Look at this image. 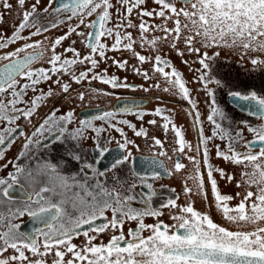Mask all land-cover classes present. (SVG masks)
<instances>
[{"label":"snow or ice","instance_id":"1","mask_svg":"<svg viewBox=\"0 0 264 264\" xmlns=\"http://www.w3.org/2000/svg\"><path fill=\"white\" fill-rule=\"evenodd\" d=\"M26 3L27 0H16L21 19L10 35H0V49L21 39L29 40L58 29L73 19L78 23L54 39L47 69L31 67L34 61L42 58V52L34 51L20 57L27 49H39L40 41L25 43L15 51L0 55V61H7L0 66V146L14 142L10 138L18 132L24 142L16 159L27 158L29 161L25 165L14 163L13 170L0 178V264H264V95L256 90H233L224 75L227 69L218 64L221 52L213 51L230 50L236 55L237 63L247 59L254 70L264 71V0H151L155 7H148L149 0H115V3L113 0H33L28 7ZM2 7L13 10L9 0H2ZM111 10H116L119 22L109 27L114 15ZM134 10L139 24L130 18ZM42 16L48 20L47 24L41 22ZM62 16L66 19H61ZM93 16L95 19L88 20ZM146 17L162 23L149 24ZM81 26L88 31H77ZM26 29H33L28 37L21 35ZM127 29H138V40H134ZM150 32H160L161 35L148 39ZM73 33L84 37L82 42L88 51L81 56L77 49L69 47L64 53L71 52L72 58H62L64 54H57L55 50ZM108 39L113 40L110 46L102 42ZM136 43L141 48L148 46L152 53H159L163 46H167L178 56L183 57L186 51L197 57L194 62L199 67L194 70L197 73L194 82L201 85L211 98L206 120L213 126L210 134L205 135L199 113L194 116L200 126L202 154L197 149L196 155H187L185 150L191 145L186 143L183 132L172 124L170 117L163 115V109L157 108L154 115L163 119L165 131L172 125L177 146L175 154L184 155L193 166L192 174L185 177L183 194L189 196L195 192L203 195L210 186L212 201L209 206L214 205L229 227L214 222L210 214L197 211L191 203L181 206L177 202L179 196L168 197L154 208L153 199L157 192L147 182V177L137 173H133L136 179L129 183L109 186L100 180L99 177L105 174L98 173L93 165L84 162L78 148L81 141L90 138L88 133L91 132L95 134L94 144L99 155L105 156L109 152L106 144L111 143L112 138L102 145L100 137L112 129L123 137L116 141V151H127L132 141L124 137L116 124L133 126L127 120H116L112 111L91 119H79L77 127L70 130L69 126L78 119L74 111L57 115L59 110H56L38 125H33L30 134L18 131L17 122L23 119L31 123L40 102L53 94L50 89L47 93L28 96V91L35 93L37 85L42 82L51 80L63 93L70 92L71 83L88 81L91 84L93 80L113 88L132 87L115 76L108 77L107 69L97 71L100 63L108 59L107 51L126 50L140 64L151 63V73L167 85L163 90L178 95L195 107L182 73L159 54L149 61L147 56L135 51ZM113 63L123 70L127 61L113 58ZM76 65L84 66V70L75 73L73 68ZM133 70L145 81L152 79L149 71H141L135 66ZM63 75L69 76V83L59 79ZM53 76L58 79L52 80ZM210 85L215 90H225L232 104L261 121L256 126L245 123L251 140H246L242 131L233 135L224 127L230 117L215 99L214 88ZM151 86L160 87L158 83ZM143 90L147 92L149 89ZM78 98L83 101L85 94L80 93ZM137 119H142V115H137ZM95 122H102V126ZM155 123V120L149 121V124ZM133 130L136 137L147 136L143 128ZM217 137L227 141L226 148L214 143ZM241 141H244V152L237 150ZM154 143L161 145L159 139L154 138ZM52 144L64 145L63 155H35V148L43 146L47 149ZM159 155L167 154L161 151ZM213 155L217 160L240 169L236 187L243 189V193L237 192L234 196L221 194L216 175L231 184L236 180V173L229 174L214 166L210 161ZM3 159L4 151L0 149V160ZM130 159L131 152L116 155L112 169L127 164ZM153 163L158 168L163 167L159 162ZM73 164L75 167L70 168L69 165ZM0 167H7V164ZM186 168L187 165L177 159L167 174L171 176ZM205 169L206 183L201 175ZM158 176L159 173L154 171L152 179ZM189 180L193 187H188ZM137 181L139 186L148 190L147 193L135 191ZM16 189H19V199L14 195ZM171 191L175 192V189ZM233 200H238L234 206L231 205ZM164 209L169 210V218L175 223L169 225L159 219L164 215ZM25 215L36 225L31 231H22V224L16 223ZM146 217L154 218L156 223L146 224ZM96 221L102 222L96 224ZM132 223L135 227H128L125 232V225ZM85 225L89 229L81 232ZM109 233L106 242L101 239ZM81 235L84 237L82 243L74 244L73 240Z\"/></svg>","mask_w":264,"mask_h":264},{"label":"flooded vegetation","instance_id":"2","mask_svg":"<svg viewBox=\"0 0 264 264\" xmlns=\"http://www.w3.org/2000/svg\"><path fill=\"white\" fill-rule=\"evenodd\" d=\"M31 1L33 2V0ZM9 2L13 4V10L11 11L5 10L2 7V0H0V17H2V20H0V35H10L15 30L16 25L19 24L21 19V11L16 7V0H9ZM30 4L27 0L26 7H28ZM148 7H155V5L151 4V0H149ZM8 14L10 15V17H7ZM3 15L5 17H3ZM60 18L66 19V17L63 16ZM130 18L134 23L139 24L140 21L136 18L135 10L133 12L132 17ZM5 19L7 20V22H5ZM92 19H95V17L93 16L91 18H88V20ZM145 20H147L148 23L152 21L149 24H153V21H158V19L147 17L145 18ZM41 22L47 24L48 20L42 16ZM8 23L13 24L10 26L8 25ZM76 23H78V21L73 19L68 24H62L58 29H52L51 31L46 32L43 35L31 37V39L29 40L21 39L16 43L9 45L5 49H0V55L15 51L16 48L22 47L25 43H34L40 41L42 43L39 49H27L26 52L20 54V57L22 58L23 56L29 53H33L34 51L42 52V58L37 61H34L31 67L33 69H47L50 67L47 61L52 55V42L55 38L64 35L69 26H74ZM32 30L33 29H26L21 33V35L24 37H28ZM131 30L134 29H127L126 31L130 32ZM77 31L87 32L88 29L81 26L79 29H77ZM153 33L155 34V32ZM154 34L148 33L147 38L151 37ZM156 34L157 36L159 35L158 32H156ZM45 37H47V39H45ZM73 41H76V43L73 44ZM82 41H84V37L78 36L73 33L71 36L68 37V39L64 40L60 46H57L55 51L57 54L63 53L64 55L62 56V58H72V53H64V49L73 47L81 53V56H83L87 53L88 50L85 48L84 43ZM102 42L110 46L111 39L102 40ZM209 54H211V52ZM95 58L99 59L98 56H96ZM120 61L122 62V59ZM126 61L127 64L125 66V69H123L126 70L125 72L131 73L132 66H135L136 68L140 67L139 69H141V71H145L143 68V65L145 64H140L136 59ZM5 63H7V61H0V66ZM173 63L175 65V68L182 73L183 79L185 80L186 86L188 88L193 84H195L196 87H201V85L194 82L197 73L193 76H189L186 69L184 70L179 66V61ZM242 63V65H239L240 63H237V57L233 52H230L227 55H220V57L218 58V64L221 67L227 69L224 75L230 82V85L233 87V90L247 92L250 91V89L254 88V83L251 81H254V79L250 80V77L254 75L256 70L250 67H245L244 63L250 65L247 59H245ZM184 67L187 68L185 64ZM194 67L198 68L199 64L195 63ZM105 69H107L106 75L108 77L115 76L119 81L124 82L132 87L113 88L110 85H105L100 83L99 81L93 80L91 81V84H89L88 81H83L81 84L71 83L70 92L63 93L60 86L52 84L51 80L47 82H42L37 85L35 93L29 90L28 96L47 93L50 89L53 94L40 102V107L38 108L37 113L32 117L31 123L23 119L17 122L19 124L18 131L23 130L25 133L30 134L33 125H38V123L41 122L46 115L56 110H59L58 112H56L57 115L63 114L70 110L74 111L78 119L76 123H73L69 126L70 130L77 127L79 119H91L94 116L100 115L105 111H112L115 114L116 120H127L129 124L133 126V128H129L126 125L116 124V127H119L124 133V137L132 141V144L128 146L127 151L124 153H118L116 151V141H121L123 137H121L118 132L112 129H108L100 137L102 145L106 141H108L109 138H112V142L106 144L107 148L109 149V152L106 153L105 156L99 155L96 149V145L94 144L95 134L91 132L88 133V136L90 138L81 141L78 148V151L80 152L84 162L93 165V167L96 168L98 173L103 172L105 174L104 176L99 177L100 180L105 181L106 183H108L109 186H112L113 184L129 183L136 179L133 173H137L140 176L147 177V182L151 183L153 185V188L157 192L156 197H154L153 199L154 208H158L160 202L168 197L176 198L177 196H179V200L177 202L181 206L191 203L197 211L201 213L210 214V217L214 220V222L221 224L222 226L229 227V225L222 219L221 215L216 211L214 205L212 207L209 206V203L212 201L210 186L207 187V190L203 195L196 194L195 192L190 194L189 196H185L183 194L185 177L192 174L193 166L189 163V161L185 158L184 155L177 156L175 154L177 146L175 145V134L172 131V125H169L168 130L165 131L162 127V124L164 123L163 119L154 115V112L157 108L163 109V115H167L170 117L172 124H174L177 128L181 129V131L183 132L186 143L191 145L190 149L185 150L187 155H196L197 149H200V152L202 154L203 146L200 144L199 137L200 126L196 124L194 116L197 112L199 113L204 133L205 135H209L213 126L206 120V115L210 111L211 98H209L205 93L206 104H204L202 97L200 98V104H198V99H195L192 94L200 93L198 92V90L197 92L192 91L191 97L195 101L194 107L193 104L189 103L186 100H182V98H180L178 95H173L172 93L166 94V92L163 90L165 87L160 89L152 87L151 85H153V83H156L155 81H153V79H150V82L149 80L145 81L142 76L136 74L137 80H133V76H126V74L129 73H126L125 75L119 74V71L122 69L118 68L113 63V59H107L106 61H102L97 71L103 72V70ZM82 70H84V66L82 65H76L73 68V71L77 74ZM56 79H58V77H52V80ZM59 79H61V81L64 83L70 82L68 75H63L59 77ZM24 82L26 81H22V83ZM210 87L214 88V86L211 85ZM143 88H148L149 90L145 92ZM92 89H97L99 91L93 92ZM155 89H157L156 91L158 92H155ZM214 92L215 99L217 100L219 105L226 110L228 116L230 117V119L225 123L224 127L227 128L228 131L233 135L236 132L242 131L245 139L251 140L252 137L247 136L246 132H244L247 131V129L245 128V123L252 126H256L261 122L256 123L259 121L257 118L250 116L248 113L239 110L233 104H231L225 90H215L214 88ZM80 93L85 94V99L83 101L79 100L78 98ZM169 95L172 96V99L169 98ZM119 100H137L143 105L131 108V111L128 112L116 108L115 105ZM137 115H142V119H137ZM151 120H155L156 123L154 125L149 124V121ZM95 123L97 126H102V122ZM113 123H115V121H113ZM0 127H2V125H0ZM141 128H143L147 133L146 137L135 136L133 129L138 131ZM154 138L159 139L161 141V145H156L154 143ZM12 139H14V142H11L10 144H6L4 146H0V149L4 151V159L0 160V165L7 164V167H0V178L6 177L8 172L13 170L12 165L14 163L25 165L29 162L27 158H23L20 160L16 159L19 156V153L23 150L22 146L24 142V137H20L17 132L16 134H14L13 138H10V140ZM45 143L48 142L45 141ZM214 143L220 145L222 149L226 148L227 146V141H221L219 137L216 138ZM243 144L244 141H241L240 144L237 145L238 151H246V149L243 147ZM209 148H211V143L209 144ZM64 151L65 146L62 144H52L51 147L47 149L43 146L34 149L35 155L41 157L46 155L58 157L63 155ZM161 151L165 152L167 155L160 156L159 153ZM128 152H131L130 161L125 165H121L117 169H112L113 158L116 155H127ZM169 157H171V159H169ZM177 159H179L181 163L186 164L187 168L185 170H182L180 173L169 176L167 173L169 170L172 169L173 163ZM153 161L161 163L163 167L158 168L157 165L153 163ZM210 161L214 166H219L223 168L229 174L236 173V180H233L231 184L226 183L224 180H221L218 174L216 175V179L219 185V191L221 192V194L234 196L237 192L243 193V189L236 187V183L239 180V168H235L230 164H226L222 161L217 160L214 155L210 156ZM69 167L74 168L75 165H69ZM154 171L159 173V176L156 179H152V174ZM201 175L202 179L206 183V169L202 171ZM137 183L138 187L135 191H143L147 193L148 190L142 186H139V181H137ZM187 185L188 187H193V182L189 180L187 181ZM172 189H175V192L171 191ZM14 195L17 199L20 198L19 189H16L14 191ZM236 203H238V200H233L231 202V205L234 206ZM133 206L140 207V205L138 204H134ZM163 211L164 215L159 219L163 220L165 224L171 225L175 223L169 218L171 215L169 210L164 209ZM101 222L102 221H96V224H99ZM144 222L146 224H153L156 223V220L151 217H146L144 219ZM16 223L22 224V231H31L33 227L36 226L27 215H25L21 219L16 220ZM128 227H135V223L126 224L125 232L127 231ZM88 229L89 226L85 225L80 231L82 232ZM108 235H110V233L105 234L101 237V239L106 242ZM145 235H147V233H145ZM83 240L84 237L81 235L78 238L74 239L73 243L79 245L82 243Z\"/></svg>","mask_w":264,"mask_h":264},{"label":"rangeland","instance_id":"3","mask_svg":"<svg viewBox=\"0 0 264 264\" xmlns=\"http://www.w3.org/2000/svg\"><path fill=\"white\" fill-rule=\"evenodd\" d=\"M28 3L30 4V3H32V1L31 0H28ZM113 3H115V0H113ZM111 11H113V13H114V15H113V19H112V22L109 24V26H112L113 24H115V23H118L119 21H118V19H117V16H116V14H115V12H116V10H111ZM3 17H5L4 15H3ZM7 17H10V15L8 14L7 15ZM5 22H7V20L5 19ZM152 22V21H151ZM151 22H149V23H151ZM160 23H162V21L161 20H158L157 22L156 21H153V24H160ZM7 24V23H6ZM13 23H8V25H12ZM169 26H171V24H169ZM130 33L132 34V36H133V39L134 40H138V37H139V31H138V29H134V30H131L130 31ZM154 34L153 32H150V34ZM159 33V35H161V33L160 32H158ZM158 35V36H159ZM153 36H157V34H156V32H155V34L154 35H152L151 37H149L148 39H151ZM113 43V40H111V44ZM126 43V42H125ZM110 44V45H111ZM183 46L181 45V48H182ZM134 49H135V51L136 52H138V53H140L141 55H145V56H147L148 57V59H150L149 61H153V59H154V55H156V54H159V55H161V56H163L164 58H166V59H168L169 61H170V63H172L173 65H174V63L173 62H178L179 61V66L182 68V69H186V71L188 72V74H189V76L190 75H194V74H196V72L194 71L197 67H194V64H195V62L194 61H196V59H197V57L195 56V55H189L186 51H185V54H184V56L183 57H181V56H178L177 54H176V52H175V50H172V49H170L169 47H167V46H163L162 47V50L159 52V53H152V50L150 49V48H148V46H145V47H143V48H141L140 47V45H139V43H136V44H134ZM213 51H220L221 52V55H227V54H229L231 51L230 50H227V49H223V50H220V49H216V50H213ZM230 51V52H229ZM109 52V51H108ZM107 52V57H108V59L109 60H112L113 58L114 59H116V60H121L122 59V62L123 61H126V60H134L135 59V57L132 55V53L131 52H129V51H126V50H121V51H110L109 53ZM211 52V51H210ZM188 61L189 63L188 64H185V63H183L182 61ZM184 64L187 66V68H185L184 67ZM243 63H240L239 65H242ZM244 65H245V67H250V68H252V66L251 65H247L246 63H244ZM175 66V65H174ZM140 68V67H139ZM143 68H144V70L145 71H149V74L152 76V79H153V81H155L156 83H158L159 85H160V87H159V89L160 88H164V87H166L167 85H166V83L164 82V80L163 79H161V78H159L157 75H155V74H153V73H151V71H150V69H151V63H147V65L145 64V65H143ZM189 68H191L192 69V71H190L189 70ZM253 69V68H252ZM141 70V69H140ZM167 70V69H166ZM126 70H120L119 71V74H126V73H129V72H125ZM112 73V72H111ZM128 75H131V76H133V80H137V75H136V73L134 72V70H133V66H132V69H131V73H129V74H126V76H128ZM129 79V78H128ZM251 79H254V81L253 80H251ZM192 80V79H191ZM250 80L254 83V88L253 89H250V91L251 90H256V91H258L260 94H262V95H264V71H261V70H256L255 71V73H254V75L252 76V77H250ZM149 82H150V79H149ZM193 83V82H192ZM154 84V83H153ZM191 84V83H190ZM190 86V85H189ZM198 86V85H197ZM157 89H155V92H158V91H156ZM189 90L191 91V94H192V91H194V92H197V90H198V92L200 93V94H192L193 95V97H195V99H198L197 100V102H198V104H200V98L202 97L203 98V102H204V104H206V100H205V92H204V90L202 89V86L200 87V86H198V87H196V85L195 84H193L192 86H190L189 87ZM166 94H170V92H166ZM172 95V94H171ZM171 95H169V98H171L172 99V96ZM164 96H168V95H164ZM108 100V99H107ZM175 100H178V99H175ZM182 100H184V99H182ZM261 121L259 120L258 122H256V123H260ZM256 123H254V124H256ZM244 130H245V128H244ZM244 132H246V134H247V136H251V134H249L247 131H244ZM252 137V136H251Z\"/></svg>","mask_w":264,"mask_h":264},{"label":"water","instance_id":"4","mask_svg":"<svg viewBox=\"0 0 264 264\" xmlns=\"http://www.w3.org/2000/svg\"><path fill=\"white\" fill-rule=\"evenodd\" d=\"M230 101V100H229ZM230 103L232 104V102L230 101ZM143 105L142 103H139L137 100H119L116 103V108L119 110H125V109H131L137 106H141ZM234 105V104H233ZM235 106V105H234ZM236 107V106H235ZM237 108V107H236ZM239 110L247 113L245 110L238 108Z\"/></svg>","mask_w":264,"mask_h":264}]
</instances>
